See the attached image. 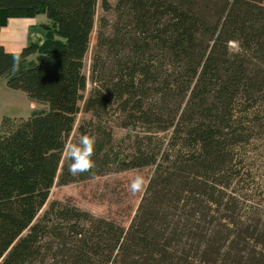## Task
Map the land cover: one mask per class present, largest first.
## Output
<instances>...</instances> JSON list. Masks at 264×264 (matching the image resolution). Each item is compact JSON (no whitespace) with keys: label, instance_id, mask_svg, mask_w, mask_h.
Returning a JSON list of instances; mask_svg holds the SVG:
<instances>
[{"label":"trees","instance_id":"obj_1","mask_svg":"<svg viewBox=\"0 0 264 264\" xmlns=\"http://www.w3.org/2000/svg\"><path fill=\"white\" fill-rule=\"evenodd\" d=\"M98 4L0 0V32L48 19L41 40L0 45V79L44 106L1 124L0 264H264V150L253 147L264 135V0H118L111 33L98 35L92 118L63 165ZM113 169L150 172L128 225L49 204L56 183Z\"/></svg>","mask_w":264,"mask_h":264},{"label":"rangeland","instance_id":"obj_2","mask_svg":"<svg viewBox=\"0 0 264 264\" xmlns=\"http://www.w3.org/2000/svg\"><path fill=\"white\" fill-rule=\"evenodd\" d=\"M104 2L108 4L109 11L104 8ZM117 2L118 0H99L96 23L90 39V48L84 60V73L87 76L88 85L84 93V100L80 103L81 111L77 116L74 130L70 135L63 155V165L66 164L68 158L78 154L81 142L79 127L92 118L90 113L84 111V106L85 101L91 95L94 87L92 81V66L94 56L97 52L98 35L104 30H107L108 34L111 33V25L116 18L115 7ZM103 19L107 23L106 29L101 27ZM31 20V24L48 23L46 15L43 14L36 16L35 21ZM39 28L41 29L40 32L45 33V29H43L42 26H39ZM231 48L236 50L237 46L231 44ZM12 92V95L8 97L4 96L5 94H0V113L3 112L6 102H10L11 105L16 108L22 107L23 110L29 111L28 108H30V106L28 105V108H26L21 102L20 97L14 94H22L24 98H27L28 95L22 91L13 90ZM39 106L42 108L44 107L40 104ZM32 107H35V105ZM18 120L19 118L13 119L11 124H17ZM108 126L111 127L115 145L127 150L125 139L129 131L119 126V117H109ZM253 147L264 150V135L263 137L257 138ZM129 148L128 146V150ZM149 175V170L118 172L113 169V171L107 175L85 181H77L68 185H59L56 183L51 191L49 204L54 201L69 203L90 214L107 218L126 226L130 223L131 218L135 214L134 211L145 189Z\"/></svg>","mask_w":264,"mask_h":264},{"label":"crops","instance_id":"obj_3","mask_svg":"<svg viewBox=\"0 0 264 264\" xmlns=\"http://www.w3.org/2000/svg\"><path fill=\"white\" fill-rule=\"evenodd\" d=\"M35 18H26V19H10L8 25L3 27L0 32V45L4 46L6 50L16 52L20 51L23 47L29 45L31 42L41 40L45 35L44 32H40L42 24H31L30 20ZM31 20V21H32ZM13 90L7 86L6 79H0V94L8 97L12 95ZM18 93V92H17ZM20 97L23 105L28 108L29 111L23 110L22 107H14L11 103L6 102L3 112L0 113V135L2 134L1 124L4 118H27L34 111L41 110L42 107L39 106V103L36 104L34 101L30 100L29 97L24 98L22 94H14ZM27 95V94H26ZM31 101V102H30ZM31 104V105H30ZM35 107H32L34 106ZM41 105V104H40Z\"/></svg>","mask_w":264,"mask_h":264}]
</instances>
